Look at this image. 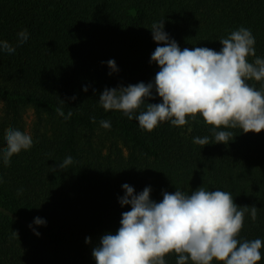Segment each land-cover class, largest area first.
<instances>
[{
  "label": "trees",
  "instance_id": "16d2710c",
  "mask_svg": "<svg viewBox=\"0 0 264 264\" xmlns=\"http://www.w3.org/2000/svg\"><path fill=\"white\" fill-rule=\"evenodd\" d=\"M162 20L181 50L220 51L222 37L247 28L264 58V0H0V41L15 48H0V150L7 129L28 134L33 111L32 147L7 166L0 160V264H96L93 249L131 210L120 204L124 184L136 195L150 188L154 202L176 190L226 191L238 207H257L254 222L245 213L238 239L264 241V131L213 129L198 115L183 127L164 121L148 132L135 119L145 105L130 120L99 103L105 89L154 84L160 69L151 60L158 46L151 25ZM246 82L264 89V81ZM152 96L145 102L162 103L155 90ZM219 130L233 132L228 144H215ZM205 136L209 145L193 143ZM68 156L73 164L62 170ZM261 256L264 264V248Z\"/></svg>",
  "mask_w": 264,
  "mask_h": 264
},
{
  "label": "clouds",
  "instance_id": "9594fccd",
  "mask_svg": "<svg viewBox=\"0 0 264 264\" xmlns=\"http://www.w3.org/2000/svg\"><path fill=\"white\" fill-rule=\"evenodd\" d=\"M164 20L151 25L157 48L151 60L159 65L153 83L143 82L128 87L105 89L99 103L105 111H121L128 119L134 118L141 129L153 131L160 122L171 121L183 127L188 118L202 116L213 129L240 128L243 133L259 134L264 131V89L257 90L246 81H264V58L256 57L255 38L251 31L241 27L227 38L219 40L220 51L207 47L180 49L164 31ZM27 30L18 33V42L28 40ZM0 48L9 54L15 48L7 41H0ZM249 57H255L249 62ZM108 66L118 71L115 61ZM153 90L162 103H146L153 99ZM87 91V89H85ZM60 116L64 112L57 110ZM72 112L68 113L70 118ZM95 122V118H93ZM105 129L109 121H101ZM233 132L213 131L215 144H228ZM6 147L0 150V160L9 165L11 158L32 147V137L19 130L7 129ZM194 144L206 146L209 137H196ZM73 164L66 157L59 167L68 169ZM55 171V169H54ZM2 182V181H0ZM126 195L120 198L122 206L131 210L122 213L121 227L116 234H106L99 246L93 249L96 264H166L165 257L175 254L176 264H259L262 259L261 239H238L245 213L254 222L257 207H238L230 193L209 191L203 187L186 195L180 190L174 194L164 192L161 202L150 199L151 189L145 188L139 195L128 184ZM46 222L36 218V225ZM39 235V233H36ZM91 243L90 238L86 241Z\"/></svg>",
  "mask_w": 264,
  "mask_h": 264
},
{
  "label": "rangeland",
  "instance_id": "374dc122",
  "mask_svg": "<svg viewBox=\"0 0 264 264\" xmlns=\"http://www.w3.org/2000/svg\"><path fill=\"white\" fill-rule=\"evenodd\" d=\"M33 120V111L32 109H29L26 114V121H27V132L30 133V128Z\"/></svg>",
  "mask_w": 264,
  "mask_h": 264
}]
</instances>
